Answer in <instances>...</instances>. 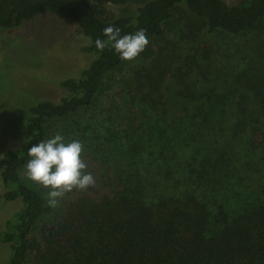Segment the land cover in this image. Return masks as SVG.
<instances>
[{
  "label": "trees",
  "instance_id": "obj_1",
  "mask_svg": "<svg viewBox=\"0 0 264 264\" xmlns=\"http://www.w3.org/2000/svg\"><path fill=\"white\" fill-rule=\"evenodd\" d=\"M128 3L132 13L106 9ZM180 11L201 22L205 39L250 37L233 60L176 55L172 68L155 56L125 78L122 116L104 128L75 121L128 63L96 48L103 29H145L153 40ZM44 14L74 24L89 39L79 51L95 59L55 83L66 92L58 103L31 105L19 146L2 150L0 209L20 207L3 220L9 255L0 264H264V0H0V29ZM77 131L95 186L51 207L49 190L22 176L28 150ZM45 222L61 229L47 233L33 262Z\"/></svg>",
  "mask_w": 264,
  "mask_h": 264
},
{
  "label": "rangeland",
  "instance_id": "obj_2",
  "mask_svg": "<svg viewBox=\"0 0 264 264\" xmlns=\"http://www.w3.org/2000/svg\"><path fill=\"white\" fill-rule=\"evenodd\" d=\"M106 9L117 15L134 11L129 3L109 4ZM200 23L186 12H177L170 29L162 37L150 39L145 50L136 59L128 61L121 71L109 74V80L97 101V106L80 119L75 118V121L84 122V125L87 122L92 126L96 122L99 127L104 128L108 126L109 116L114 119L115 116H122L119 114L120 108L127 103L124 99L125 92L122 91L124 85L128 88L125 78L131 76L135 70L141 69V65L150 67V61L155 56L162 59L161 55H167L169 59L162 60L172 68L181 65V61L175 58L176 55L183 59L185 54L201 57L204 53H210L214 54V58L227 56L233 60L239 54L242 44L250 37L249 34L215 35L205 39ZM88 43L89 39L83 37L74 24L61 21L50 14L41 15L18 28L0 29V157L3 149L19 146L29 116V107L42 100L58 103L66 92L55 83L66 78H78L80 71L95 59V55L79 51L80 47ZM123 117L125 119V111ZM59 134L64 137L65 142L79 140L86 146V142L81 139L85 136L81 132L77 131L69 136L63 132ZM87 153L88 150L84 148L83 159L88 165L87 171L95 172L97 168L92 155L89 157ZM22 176L28 180L26 170ZM2 191L0 180V193ZM75 191L85 190L72 192ZM19 207L20 202H14L0 209V229L3 220ZM60 229V226L56 227L50 222L42 223L35 234L36 249L34 248L32 253L33 262L47 233L56 236ZM8 255V246L0 243V262L6 261Z\"/></svg>",
  "mask_w": 264,
  "mask_h": 264
},
{
  "label": "clouds",
  "instance_id": "obj_3",
  "mask_svg": "<svg viewBox=\"0 0 264 264\" xmlns=\"http://www.w3.org/2000/svg\"><path fill=\"white\" fill-rule=\"evenodd\" d=\"M103 35L107 39H97L96 48L103 51L111 47L124 61L136 59L149 44L145 29L122 35L119 27L110 25L103 29ZM83 153L84 146L79 140L65 142L59 133L28 150L27 177L49 190V206L55 207L67 193L95 186V178L87 171Z\"/></svg>",
  "mask_w": 264,
  "mask_h": 264
}]
</instances>
